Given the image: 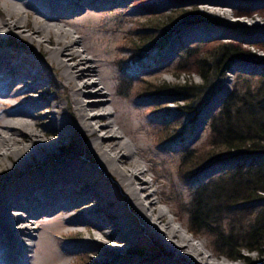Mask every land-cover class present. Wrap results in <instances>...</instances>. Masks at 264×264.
Here are the masks:
<instances>
[{"label":"rangeland","instance_id":"374dc122","mask_svg":"<svg viewBox=\"0 0 264 264\" xmlns=\"http://www.w3.org/2000/svg\"><path fill=\"white\" fill-rule=\"evenodd\" d=\"M93 2L94 0H86L85 2L73 0L72 5L78 10L68 12L58 22L60 25H64L66 29L75 32L76 36H80L83 42L82 46L85 45L90 50L86 53L87 55L96 54L99 59L107 60L110 58L114 61L112 65L102 66V68H107V71L109 70L108 73L114 74V78L111 77L107 81L114 93L112 98L115 103H107V105L110 110H114L115 107L122 104H126L131 109L137 108L139 110L137 117H135L138 124L135 128L141 127L137 143L147 150L146 153L155 156L157 159V161L146 163V165L154 164L155 171H150V174H146L145 177L152 179L155 176L154 172L158 171L159 184H165L163 186L156 185L161 197H166V202L159 203V205L169 212L176 225H181L188 235L195 238V242L204 246L207 253L211 254L209 257L211 261H220L226 258L231 263L264 264V245L261 250L245 251L244 256L246 258L235 261L220 255L213 246L212 238L207 234H193L189 231L188 213L184 209L187 208L185 204L191 199V191L194 186L179 174L181 154L184 152V148H202L209 142L211 117L222 104L207 118L204 117L203 113L210 103L226 90L225 85L229 86L227 96L233 89L238 74L253 76L254 78L264 77V70L262 71L260 67L262 61H257L256 66H254L247 62L245 64H242L243 62L237 63L240 58L232 60L237 62L226 69L220 82L222 90L218 91L216 97L209 96L202 112L200 111L201 113L198 114L193 123L188 116L181 112L183 105L188 103L181 96L164 95L155 103V98L153 99L148 94L149 92L145 93L146 89H144L149 82L203 84L204 79L200 74L197 60L202 53L222 43H232L257 54L260 58L264 57V0H98ZM39 4L41 9L48 10L51 8L52 1L43 0ZM191 9L200 10L206 17L205 19L208 20L191 24L177 31L178 26L173 23L169 24L171 22L169 21L168 28L170 30L164 32L165 35H161V31L149 30L150 35L155 32L154 40L159 38V45L140 49L142 51L138 58L137 56L134 57L136 54L132 45L136 41L139 42L140 34L145 32L143 29L152 28L154 24H166L165 16L172 14V12ZM88 12L92 14H88ZM4 13V5L0 0V16ZM78 18L85 20L76 24L66 22ZM144 26L146 27L142 29ZM187 33H193V35L184 37ZM9 42L10 49H6V53L14 50L18 55H21L22 51H29L28 55L31 57L37 55L35 59L38 65L42 66L43 60H47L48 63V66L42 69L45 72L42 78L37 76L29 79L27 83V86L36 81L45 84V86L41 85L39 88L27 92L26 98L28 100L40 98L37 103L38 106L36 107L34 104L33 109L30 110L31 113L36 116L38 112L36 109L39 106H43L42 114L49 111V107L44 106L47 99L62 105L64 118L69 117L70 114L74 116L76 109L72 101L71 89L65 85L64 79L61 77V69L49 61L47 50L44 47H38L36 43H29L28 39H19L15 36H12ZM3 44H6V40L0 39V45ZM186 47H199L201 51L186 62L185 68L180 69L179 66L186 60V53L184 54ZM138 52L139 50L136 51V53ZM92 65L97 69L94 63ZM21 86V83H16V88ZM2 93H0V98H4V101L9 103L7 105L0 103V120L2 115H8L15 109L23 107L17 100L8 98ZM105 97L107 100L110 99L107 95ZM23 108L25 109V107ZM2 122L3 119L0 124ZM41 123L49 131L54 129L53 122L46 118H42ZM164 125L168 127V135L167 137L163 136V141V139H159V132ZM119 130L123 131V128L120 127ZM123 132L125 133V131ZM47 135L52 140L50 154L53 155L51 159L54 163L78 161L81 165L86 163L94 167L92 161L97 160V156L90 146L93 136H89L81 129H74L63 137L56 136L52 132H48ZM124 138L129 141L131 146L135 145L129 134L124 135ZM140 156L138 154V157ZM232 161L225 160L222 163L216 162L204 167L198 173L200 181L207 182L223 173L227 168L234 167ZM20 169L17 166L13 167L10 161L6 159L0 163V197L2 191L11 184L13 179L21 177ZM99 173L102 181L108 178H105L104 171L100 170ZM108 181L110 185L115 186L111 180ZM79 185L80 183L77 186ZM115 188L117 191L119 190L116 186ZM88 191H90L88 187L81 186L76 189V192H65L58 187L54 188L55 194L67 196L70 201L79 199ZM120 193L122 194V192ZM39 197L41 198V196L36 198ZM17 201L21 205L25 204L23 200ZM36 202L40 203L39 199H36ZM116 202L122 203L119 198ZM42 204L44 203L42 202ZM42 204L40 203V205ZM253 205L255 207H253V211L256 213L259 208L264 206V194ZM101 206H107L105 212L102 213L101 221H110L111 218L108 214L110 207L108 208L106 204ZM42 207L44 208V205ZM89 207V205L80 202L67 212L59 209L40 212L32 223L33 233L36 236L23 239V242L36 245L30 246V251L25 252V255L16 256V252L12 264H171L176 257L175 252L167 246L161 237L155 233L153 235L147 233V229L142 225V220L140 218L132 220L130 214L126 215V218L134 224L138 233L137 238L132 242L123 243L122 246L118 247V250L103 253L111 244L99 240L98 232L92 225L76 221ZM126 209V212L132 211L130 207ZM11 210L22 212V210L14 208ZM56 229L59 230L56 231ZM110 231L113 232L111 229ZM116 245L119 244L116 243ZM139 248L141 251L137 250ZM136 251L141 252V255ZM12 255L14 253L10 250L8 258H13ZM54 255L58 256L53 259ZM0 264L10 263L6 259L1 260Z\"/></svg>","mask_w":264,"mask_h":264},{"label":"bare ground","instance_id":"6f19581e","mask_svg":"<svg viewBox=\"0 0 264 264\" xmlns=\"http://www.w3.org/2000/svg\"><path fill=\"white\" fill-rule=\"evenodd\" d=\"M40 1L43 0H2L5 13L0 16V39L6 40V44L0 45V91L6 97L17 100L25 109L19 107L1 117L3 122L0 124V163L6 159L13 167H20L21 177L13 179L0 197V261L7 259V262L12 264L16 252V256L25 255V252L30 251V246L36 245L23 242V239L36 236L33 233L32 223L40 212L50 209L67 212L81 202L90 207L76 221L92 225L98 232V239L111 244L103 253L118 250L123 243L132 242L137 238L138 233L134 224L126 218V215L130 214L132 220L135 218L142 220L147 233L151 235L155 233L161 237L175 252L176 257L171 264H240L231 263L226 258L211 261L209 259L211 254L207 253L204 246L195 242V238L188 235L181 225H176L169 212L159 205L166 202V197H161L156 185L165 184H159L158 171L154 172L155 176L152 179L145 177L150 171H155L154 164L146 165V163L157 159L146 153L147 150L137 143L141 127L135 128L138 125L135 117L139 110L137 108L132 110L126 104L110 110L107 105V103H115L112 98L114 93L108 84L109 79L114 78V74L108 73L109 70L102 66L112 65L114 61L110 58L99 59L96 54L87 55L90 50L87 46H82L80 36H76L75 32L59 24V19L77 9L72 5L73 0H50L52 1L50 10L41 9ZM96 1L98 0H94L93 3ZM88 14L92 13L88 12ZM83 20L85 19L78 18L66 22L76 24ZM191 35L193 33H187L184 37ZM12 36L28 39L29 43H36L38 47L47 50L49 61L61 69V77L65 85L71 89L72 101L76 109L74 116L70 114L69 117L64 118L62 105L47 99L44 106H48L49 111L42 114L43 106H39L36 109L38 110L36 116L31 113L30 110L33 109L34 104L38 106L40 98L28 100L27 92L45 84L36 81L27 86V83L31 78L37 76L42 78L45 74L42 69L47 67L48 63L47 60H43L42 66L38 65L35 59L37 55L31 57L28 55L29 51H22L21 55L14 50L6 53V49H10L9 41ZM235 62L232 64H236ZM245 62L250 63L245 60H239L237 63L245 64ZM250 65L256 66L255 63ZM260 67L263 71L264 64ZM16 83H21L22 86L16 88ZM225 87L226 90L210 103L203 113L204 117L208 118L220 106L229 89L228 85ZM105 95L110 99L107 100ZM0 103L7 105L9 102L0 98ZM42 118L53 122L54 129L47 130L41 123ZM120 127L125 133L119 130ZM74 129H81L89 136H93L90 146L97 156V160L92 161L94 167L86 163L81 165L78 161L54 163L51 159L52 140L47 135L48 132L63 137ZM127 134L135 145L131 146L124 138ZM138 154L141 156L138 157ZM100 170L105 172V178L108 177L106 180L100 179ZM108 180H111L119 190L110 185ZM80 186L88 187L90 191L75 201L54 193L55 187L65 192H76ZM37 196L41 198H36ZM118 198L121 204L115 203ZM36 199H39L41 204L44 203L42 204L44 208L36 202ZM17 200H23L25 204L21 205ZM99 204L110 207L108 212L110 221H101L102 213L107 206H98ZM125 207H130L132 211L126 212ZM13 208L22 212L11 210ZM10 250L14 255L9 259ZM57 256L54 255L53 259Z\"/></svg>","mask_w":264,"mask_h":264},{"label":"trees","instance_id":"16d2710c","mask_svg":"<svg viewBox=\"0 0 264 264\" xmlns=\"http://www.w3.org/2000/svg\"><path fill=\"white\" fill-rule=\"evenodd\" d=\"M165 17L166 24H154L149 29L142 27L145 32L140 34L139 42L132 45L134 57L138 58L140 49L159 45V38L154 40L155 32L161 31V35L169 32V21V24L178 26L177 31L208 20L200 10L194 9L177 10ZM149 30L155 31L152 36ZM184 51L186 60L180 69L185 68L186 62L197 56L201 48L186 47ZM236 58L255 64L262 61L264 64V57L260 58L241 46L222 43L202 53L197 60L203 84L149 82L145 85V93L149 92L155 103L164 95L181 96L188 102L181 112L193 123L209 96L216 97L222 90L220 82ZM209 128L207 145L194 149L186 147L181 154L179 174L194 186L184 211L188 213L191 233L207 234L220 255L236 261L246 258L245 251L261 250L264 245V206L256 213L253 211V204L264 194V77L238 74L233 89L212 115ZM159 133V139L167 137L168 127L164 125ZM225 160H233L234 167L227 168L207 182L200 181L199 171ZM137 250L141 251L140 248ZM136 252L141 255V252Z\"/></svg>","mask_w":264,"mask_h":264}]
</instances>
